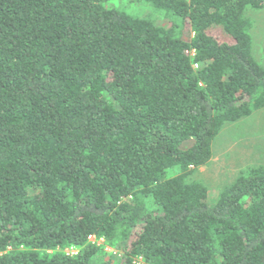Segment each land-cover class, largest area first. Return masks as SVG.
Segmentation results:
<instances>
[{
  "label": "trees",
  "instance_id": "16d2710c",
  "mask_svg": "<svg viewBox=\"0 0 264 264\" xmlns=\"http://www.w3.org/2000/svg\"><path fill=\"white\" fill-rule=\"evenodd\" d=\"M103 1L0 0V264H264V166L188 178L264 107V0Z\"/></svg>",
  "mask_w": 264,
  "mask_h": 264
},
{
  "label": "rangeland",
  "instance_id": "374dc122",
  "mask_svg": "<svg viewBox=\"0 0 264 264\" xmlns=\"http://www.w3.org/2000/svg\"><path fill=\"white\" fill-rule=\"evenodd\" d=\"M103 3L134 16L146 17L154 23L164 24L171 20L161 11L138 0H104ZM244 16L249 21L251 55L264 66V8L247 7ZM216 34L224 40L229 39L220 28ZM211 150L210 160L194 168L188 176L208 188L209 202L215 199L222 187L234 182L240 172L248 167L264 166V107L224 123L211 143ZM176 171V166L169 168L166 176H172ZM90 240L94 241V238L90 237Z\"/></svg>",
  "mask_w": 264,
  "mask_h": 264
},
{
  "label": "built area",
  "instance_id": "2783aa9c",
  "mask_svg": "<svg viewBox=\"0 0 264 264\" xmlns=\"http://www.w3.org/2000/svg\"><path fill=\"white\" fill-rule=\"evenodd\" d=\"M93 238V237H92Z\"/></svg>",
  "mask_w": 264,
  "mask_h": 264
}]
</instances>
